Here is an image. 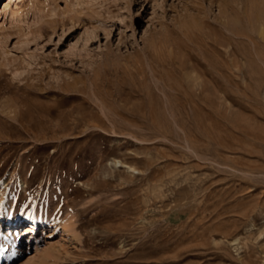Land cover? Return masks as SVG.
I'll return each mask as SVG.
<instances>
[{
  "label": "rangeland",
  "instance_id": "obj_1",
  "mask_svg": "<svg viewBox=\"0 0 264 264\" xmlns=\"http://www.w3.org/2000/svg\"><path fill=\"white\" fill-rule=\"evenodd\" d=\"M0 1V264H264V0Z\"/></svg>",
  "mask_w": 264,
  "mask_h": 264
},
{
  "label": "bare ground",
  "instance_id": "obj_2",
  "mask_svg": "<svg viewBox=\"0 0 264 264\" xmlns=\"http://www.w3.org/2000/svg\"><path fill=\"white\" fill-rule=\"evenodd\" d=\"M17 2L15 3V8L13 9L12 13L15 15V16H19L20 13H21V10H22V1L23 0H16ZM4 6V8L7 7V4H5V2L3 1H0V8ZM253 8V7H252ZM258 15L255 16L254 18L252 17L251 19L249 18V20L254 23L255 22H261L260 24H262V26L264 27V10L263 9H260L258 10ZM20 17V16H19ZM262 20V21H261ZM253 25V24H252ZM259 25V24H258ZM259 27V26H258ZM260 26L259 30H258V33L260 35L261 38H264V28ZM250 29V28H248ZM257 29V28H256ZM255 29V30H256ZM257 31V30H256ZM253 34V33H252ZM254 36V35H253ZM254 40V39H253ZM252 41V40H251ZM255 41V40H254ZM253 44V42H252ZM255 46L257 47V43L254 42ZM255 48V47H254ZM259 59V58H258ZM257 59V60H258ZM204 88V87H203ZM28 224H27V231H29V233L31 232H35L36 230V227L38 225V220L35 218V217H32V218H29V220H27ZM0 222H3L4 224H7V225H15L17 223L20 222V219L19 217L17 216H14V215H11V214H6L4 213L1 209H0ZM32 238V236H28V241L27 242H30V239ZM49 255V254H48ZM49 257L46 255L44 257V260H47Z\"/></svg>",
  "mask_w": 264,
  "mask_h": 264
}]
</instances>
